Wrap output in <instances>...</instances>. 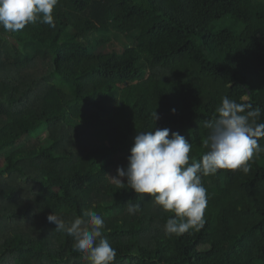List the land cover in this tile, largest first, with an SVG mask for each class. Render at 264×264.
Returning <instances> with one entry per match:
<instances>
[{
	"label": "trees",
	"instance_id": "obj_1",
	"mask_svg": "<svg viewBox=\"0 0 264 264\" xmlns=\"http://www.w3.org/2000/svg\"><path fill=\"white\" fill-rule=\"evenodd\" d=\"M52 14L54 27H0V264H88L47 216L89 209L114 264H264V151L247 173L202 176L204 226L181 235L108 177L136 132H179L198 160L221 97L264 109V0H58ZM111 23L124 50L96 36Z\"/></svg>",
	"mask_w": 264,
	"mask_h": 264
},
{
	"label": "clouds",
	"instance_id": "obj_2",
	"mask_svg": "<svg viewBox=\"0 0 264 264\" xmlns=\"http://www.w3.org/2000/svg\"><path fill=\"white\" fill-rule=\"evenodd\" d=\"M58 0H0V27L9 32L26 25L42 23L54 27L53 10ZM242 102L221 97L216 116L205 120L207 134L202 141L205 151L200 158L189 154L192 143L169 128L136 132L126 157V167H117L115 176H108L121 188L147 194L164 211L174 215L166 220L168 235H181L204 226L207 189L202 176L215 175L218 170L249 171V161L264 151L259 144L264 137V122H258L264 109L253 106L249 96ZM173 114L175 109L170 110ZM153 123L160 117L150 113ZM126 181V183H124ZM137 199H144L139 196ZM129 214L140 211L139 203L127 202ZM47 220L55 230L73 238V250L82 254L88 264H114L116 250L104 237L105 221L94 210L66 222L54 213Z\"/></svg>",
	"mask_w": 264,
	"mask_h": 264
},
{
	"label": "rangeland",
	"instance_id": "obj_3",
	"mask_svg": "<svg viewBox=\"0 0 264 264\" xmlns=\"http://www.w3.org/2000/svg\"><path fill=\"white\" fill-rule=\"evenodd\" d=\"M225 26H228V25H227L226 22L223 20V21L217 22V23L214 25V27H212V30L217 31V30H219V29H222V28L225 27ZM118 33H119V31L116 30V29L114 28V26L112 25V23H111L110 28L108 29V31L103 32V33H98V35H96V36H103V35H106V36H108V37L113 41V43H114L116 46L119 47V49H121V50L123 49V50H124V48H126V46H125V44L122 43V41H127V40L125 39L124 36L118 38Z\"/></svg>",
	"mask_w": 264,
	"mask_h": 264
}]
</instances>
